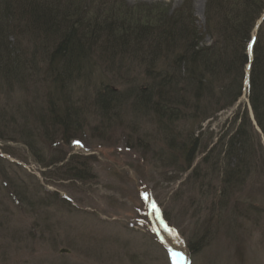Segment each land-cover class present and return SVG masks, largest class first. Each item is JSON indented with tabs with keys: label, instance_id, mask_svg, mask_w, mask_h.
Listing matches in <instances>:
<instances>
[{
	"label": "rangeland",
	"instance_id": "374dc122",
	"mask_svg": "<svg viewBox=\"0 0 264 264\" xmlns=\"http://www.w3.org/2000/svg\"><path fill=\"white\" fill-rule=\"evenodd\" d=\"M101 1L64 0L62 14L52 13L45 25L24 14L15 35L0 38V264H173L170 250L187 264H264V137L247 89L221 110L236 94L244 54L225 56L222 68L216 57L193 58L215 77L232 78L226 93L219 83L202 86L200 76L184 80L172 65L184 46L163 43V20L188 5L204 39L199 46L210 48L209 0ZM215 1L213 15H225ZM226 1L239 14V2ZM256 7L247 11L243 35L260 31L263 43L264 15L251 24ZM81 9L91 27H79L73 63L57 54L51 67L35 40L54 47L69 28L67 15L77 18ZM19 59L21 75L13 68ZM157 59L165 60L163 83L172 82L181 94L170 116L163 108L171 85L147 75ZM127 77L135 84L120 80ZM143 85L150 88V106L140 102ZM105 87L113 91L110 100ZM208 113L211 118L198 124ZM245 113L253 127L243 159L248 176L231 188L223 185L224 174L242 156L227 168L220 153Z\"/></svg>",
	"mask_w": 264,
	"mask_h": 264
},
{
	"label": "trees",
	"instance_id": "16d2710c",
	"mask_svg": "<svg viewBox=\"0 0 264 264\" xmlns=\"http://www.w3.org/2000/svg\"><path fill=\"white\" fill-rule=\"evenodd\" d=\"M213 1L214 0H209L207 4V11L209 15L207 17L206 27H207V30L210 36L214 38L213 44L211 45L210 48L205 47L204 44H202L203 46H199L200 45L199 41L201 40L203 41L204 39H203V36L202 37L198 36V33H197L198 31L195 28L194 21L192 19L193 17L192 10L190 9L188 5L174 12L173 13L174 15L172 14V16H170L168 19L166 18V20H163V22L165 21V23L163 25V28H161L160 30L159 37L163 41H165L166 39V41L163 43L165 44L170 43V45L171 46L173 45L176 49L178 48V45L182 44L181 46H184L183 52L180 53L179 55H175L172 58V65L179 68L178 72L182 76H184L183 78L184 80L186 79V77H188L189 78L188 81H194V80L196 81V78L200 76L199 79L202 82L201 83L202 86L209 87L210 85H212V82H213V85L214 83H219L221 84V87L225 91V93L226 91L230 90L229 89L230 87L231 88L234 87V82L230 80L232 78H229V77L226 78L227 75L223 76L225 74H223L222 76L219 75L218 76L219 78L215 77L214 75L210 74L207 70L204 71V69L201 66H197L195 64V61H193V58L195 57V55L197 56L200 55L201 59L205 57L206 59L207 58L209 59L210 56L216 57L218 60L217 62H220V64H217V66L220 65L221 67L219 68H222L224 62L221 59L226 60L227 59L226 57L229 58L231 53H233L232 54L233 57L234 56L238 57L241 53L244 54V58L242 60L243 71H242L241 78H239V85L237 87L236 94L231 96L232 99L226 105L222 107L221 110H224V109L233 107L236 104V102H238V100H240V98L243 96V93L245 90L246 66L249 64L248 47L253 37L251 36V33L248 35L247 34L243 35L244 24L250 18L247 15V11L249 14L255 9L254 6H258L256 8L259 10L254 20L251 21L252 28H254L256 23L264 15V4L259 5L261 3L260 2L261 0L259 1L258 0H228L233 6L235 2H239V8L241 5L239 14L237 12L234 14V10L232 6H227L226 0H218L220 2L219 10L221 8V10L225 12V15H220V16L215 15L214 16L213 15L214 13L212 12L213 10L212 8H210L213 4ZM70 2H73V1H70ZM81 2L83 4L84 1H81ZM101 3L102 4L104 3L103 0L101 1ZM64 4H65L64 0H53L51 3H48L47 0H38L36 2H33V0H26V1L24 0H0V38H2V36L15 35L14 32L16 30V25H17L16 20L22 21L21 16L24 14H27L30 20H39L37 25H45V24L52 23L53 21L52 13L54 14L61 13V10H63L61 8L62 6H64ZM88 4L89 3L85 5H88ZM22 5L24 6L26 5V7L30 6V8L27 7L28 9L26 10L24 9V7H22ZM85 5L84 6L82 5V7L85 8ZM17 7L21 9H18ZM79 11L81 15H79V17L77 16V18H73V17L69 18L68 17L69 14L67 15V18H68L67 23L69 24V28L65 32V34L62 35V37H60V41L56 43L54 47L49 48L51 45H49L47 41L35 40L36 43L34 42V44L35 46H37V50H40L44 54V60L49 59L51 61V67H53V64H56L53 62V59L51 58H54L52 56L53 55L55 56L57 54H61V56L63 57L65 61L64 64H68L71 62L73 63V61L71 60V57L76 54L74 49L75 47L77 48L78 46L77 43L79 42L78 35H77L79 27L80 26L82 27L87 26L88 28L91 27L89 25L90 20L84 18V16H86L88 13L85 12V9H81ZM244 16H246V19H244ZM58 17L59 16L57 15V18ZM220 20H223V22L221 23ZM56 21H58V19H56ZM155 21L157 22V19H154V23ZM42 27L46 34H48L49 31L51 30L48 27L46 28H44L45 26H42ZM261 27H262L261 29H264V21L262 22ZM84 29H87V28L84 27ZM260 34L261 33L259 31L258 35L255 38V42L253 45V51H252L253 61H252L251 68L249 71L248 100L252 107L256 126L264 137V41L263 43H261V38H259ZM8 52L10 51L7 50V53ZM11 54L15 57L18 54V52L12 50ZM7 56H10V54H7ZM97 58L100 61L102 60L101 56ZM200 58H198L197 60H200ZM229 61L230 60H227L226 62L229 63ZM164 62L165 60L161 61L157 59L153 61V63L150 64V66L152 65L151 67L152 75L149 74V72L147 75H150L153 82L157 80H159L160 82L162 81V83H163V80L166 82L165 79L168 78V74L167 72H165V68L163 67ZM231 63L233 64L232 68L234 69V67H236V65L239 63V58L233 59ZM24 64L25 63H23V65ZM77 64L79 66L78 68L79 71H77V74H79L83 70L82 68H80L81 66L79 65V63ZM158 64L162 68H160ZM6 65L7 64H4L3 68L7 69ZM21 65L22 63L20 62V59L14 61L13 68L17 69L15 72L17 73V75L19 74L21 75V73L24 71V69L20 70ZM25 66L26 65H24V67ZM182 70H184L183 72L184 75L182 74ZM221 70L222 69H219L218 71L220 72L218 73H222ZM106 72H107V75H113L115 77L117 75L113 72L110 73V70L109 71L106 70ZM64 74L66 75L67 73L64 72ZM204 74H206L207 76H205ZM62 80H63L62 77L60 76L56 77L55 84L59 86ZM120 80H122L125 84L130 82V80H128V77L126 80H123V79H120ZM131 82H134L135 84L136 81L134 80ZM131 82H130V85L133 84ZM225 82H227V84ZM204 83L205 84L207 83V84L203 85ZM169 84L171 85L172 82H169L168 84H165V85L169 86ZM172 87L173 86L171 85V88L169 90L171 93L170 97L172 98L169 100V102L167 100L164 101L168 104L164 103L165 105L163 108L164 112H166L165 115L169 113L168 116H170V114L174 111V110L173 111L171 110L170 104L172 103L175 105L179 104L175 96H178L180 92L178 90L175 91L174 88ZM140 88H143L142 92L139 91L138 93L140 102L143 103L145 106H150L149 103L152 102V100L149 101L151 98L150 88L146 85L139 87L138 90ZM103 92L107 94V96L105 97L106 100L108 99L110 100V98H113L112 97V95H114L113 91L110 90L108 87L103 88ZM234 93H235V90H234ZM186 106H187V103L185 102V105L183 107H186ZM152 107L153 109H156L157 111L161 109V107L157 103L155 104L153 103ZM209 118H211L210 113H208V115L203 116L201 119H198L197 120L199 122L198 124H201L202 122L208 120ZM240 118H241L240 122L236 128V132L232 140H230L227 143L226 150L220 153V156L222 155V153H224V157L220 158V160L224 165H226L225 167L227 168L230 167L229 166L230 159L232 160L234 158H237V155L239 152L241 153V156H242L241 157L242 161L238 160V162L235 165L236 166L235 169L232 170V173H229L230 171H226V173L224 174L225 178L223 177L224 180L222 183L223 185L230 186L231 188H233L234 184L240 182L241 180L239 179L240 176L245 173L243 169H245L246 167H245V160L243 159L245 157H248V154L251 151V149L248 150V148H246L245 146L248 144V139H249V134H250L249 131L253 132L252 123H250L247 113L243 114ZM237 120L239 119L236 118V121ZM237 159H239V157ZM224 172L225 171H223V173ZM246 172H248V170ZM235 173H237V176H235ZM247 176H248L247 174H244V177H247ZM243 179L244 178H242V180ZM191 249L193 251V247H191ZM194 251L197 252L196 249Z\"/></svg>",
	"mask_w": 264,
	"mask_h": 264
},
{
	"label": "snow or ice",
	"instance_id": "6c2138e0",
	"mask_svg": "<svg viewBox=\"0 0 264 264\" xmlns=\"http://www.w3.org/2000/svg\"><path fill=\"white\" fill-rule=\"evenodd\" d=\"M153 207H154V210H156L155 206H153ZM170 253H171V256L173 258V264H187V260L183 256L182 253H178V252L171 251V250H170Z\"/></svg>",
	"mask_w": 264,
	"mask_h": 264
},
{
	"label": "water",
	"instance_id": "95a60500",
	"mask_svg": "<svg viewBox=\"0 0 264 264\" xmlns=\"http://www.w3.org/2000/svg\"><path fill=\"white\" fill-rule=\"evenodd\" d=\"M246 86L248 87L249 86V77L247 76V79H246Z\"/></svg>",
	"mask_w": 264,
	"mask_h": 264
},
{
	"label": "bare ground",
	"instance_id": "6f19581e",
	"mask_svg": "<svg viewBox=\"0 0 264 264\" xmlns=\"http://www.w3.org/2000/svg\"><path fill=\"white\" fill-rule=\"evenodd\" d=\"M255 121V120H254ZM256 124V123H255ZM162 209V208H161Z\"/></svg>",
	"mask_w": 264,
	"mask_h": 264
}]
</instances>
